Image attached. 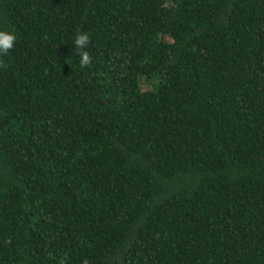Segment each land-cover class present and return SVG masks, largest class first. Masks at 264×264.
<instances>
[{"label":"trees","instance_id":"16d2710c","mask_svg":"<svg viewBox=\"0 0 264 264\" xmlns=\"http://www.w3.org/2000/svg\"><path fill=\"white\" fill-rule=\"evenodd\" d=\"M0 30V264H264V0H0Z\"/></svg>","mask_w":264,"mask_h":264},{"label":"clouds","instance_id":"9594fccd","mask_svg":"<svg viewBox=\"0 0 264 264\" xmlns=\"http://www.w3.org/2000/svg\"><path fill=\"white\" fill-rule=\"evenodd\" d=\"M17 36L12 31L0 30V58L5 57L14 48ZM89 35L87 33H78L75 37V46L79 49L80 66H91L92 57L87 50L89 44ZM6 66V65H0Z\"/></svg>","mask_w":264,"mask_h":264},{"label":"rangeland","instance_id":"374dc122","mask_svg":"<svg viewBox=\"0 0 264 264\" xmlns=\"http://www.w3.org/2000/svg\"><path fill=\"white\" fill-rule=\"evenodd\" d=\"M158 76L153 77H146V76H138V85L139 88L144 89H151L155 87L157 84Z\"/></svg>","mask_w":264,"mask_h":264}]
</instances>
